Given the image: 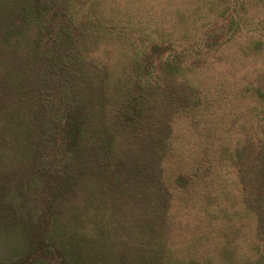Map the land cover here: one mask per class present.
Instances as JSON below:
<instances>
[{"label": "rangeland", "instance_id": "1", "mask_svg": "<svg viewBox=\"0 0 264 264\" xmlns=\"http://www.w3.org/2000/svg\"><path fill=\"white\" fill-rule=\"evenodd\" d=\"M86 1L90 4V0ZM251 2L247 8L248 22L237 40L223 45L212 58L209 54L193 60L199 67L195 75L189 74L185 79L199 89L201 94L197 93L196 98L200 107L190 109L192 115L175 122V155L169 154L164 162L161 160V139L163 121L167 119L165 107L159 105L160 94L151 91L140 97L147 107L143 122L154 123V159L162 161V178L165 176L167 189L157 175L151 178L143 175L146 161L150 159L146 147L149 133L148 127L139 129L138 136L144 141H135L141 155L138 174L129 172L132 151L127 155L121 150L124 147L117 145V150L124 155L125 166L119 165L117 159L107 168H98L94 176L86 175L75 195H67L66 200L57 198L56 207L62 212L60 218L63 221L52 227L48 224L51 218L48 199L52 198L48 192V160L44 158L39 164L40 172L46 171L39 174L29 159L18 162L0 155V264H264V257H239L241 252L237 257H227L221 252L224 225L235 224L236 231L233 230L232 235L235 246L252 234L249 227L238 230V222L222 221L241 190L236 185L234 170L230 177L225 163L213 160L211 168L220 172L217 175L188 188H183L184 183L177 185L176 182L180 154L186 157L185 165L189 168L195 161L192 155L197 151L201 154L208 151L209 156H215V149H210L212 143L219 144L218 152L225 144L233 148L243 137V125L251 129L257 127L259 110L264 103V8L260 5L257 8V0ZM172 3L169 6L171 13L166 12L168 5L163 0H97L94 4V13L87 18L90 36L82 47L84 45L83 56L88 61L84 70L92 80L94 110L103 122L116 118V108L127 98L123 89L128 97L139 95L132 82L135 77L131 76L135 70H132L133 46L129 47L125 41L118 42V31L124 27L123 31L132 33L134 25L144 24L145 36L156 39L155 33L163 34V26L166 37L171 39L173 33L169 30L179 24L175 12L179 6L184 10V7H190L186 4L188 0H172ZM253 3L256 6L251 8ZM195 4H200L199 0ZM187 14L191 15V10ZM98 18L107 22L106 35L93 32ZM136 28L140 30V27ZM148 33H151L149 37ZM173 41L180 46L176 37ZM146 49L142 47V58ZM158 56L159 53H153L154 70L148 76L140 77L143 87L148 82L153 85L158 75L162 82ZM208 57L206 62L204 58ZM140 72H145L144 68ZM248 87L250 89L246 90ZM12 147H6L5 151H11ZM145 152L147 156H144ZM31 177L37 181L31 182ZM221 188H224L223 192ZM7 189L26 196L20 198V204L7 205L9 199L4 196ZM215 215L220 217L217 221L213 220ZM13 224L15 230L6 232ZM224 230L225 234L227 230ZM248 230L250 233L241 232ZM12 238L20 249H11Z\"/></svg>", "mask_w": 264, "mask_h": 264}, {"label": "trees", "instance_id": "2", "mask_svg": "<svg viewBox=\"0 0 264 264\" xmlns=\"http://www.w3.org/2000/svg\"><path fill=\"white\" fill-rule=\"evenodd\" d=\"M96 1L90 0L89 4L86 0H0V155L18 162L29 159L39 174L46 173L40 172L39 164L44 158L48 160V192L52 196L48 199L51 217L48 224L52 227L63 221L60 218L62 212L56 207L57 198L66 200L67 195H75L86 175L94 176L98 168H107L117 159L119 165L125 166L124 155L117 150V145L124 147L121 150L127 155L132 151L129 172L131 175L138 174L141 155L135 141H144L138 136L139 129L148 127L149 133L146 139L149 145L146 147L149 148L150 159L146 161L143 175H148V178L157 175L167 189L165 176L162 178L161 160L164 162L176 150V146L173 149L176 143L175 137L173 140L174 124L181 117L192 115L190 109L200 107L196 98L201 94L199 89L185 79L189 74L195 75L199 67V63L193 60L209 54L212 58L223 45L235 41L248 22L247 8L252 4L251 0H219L218 3L199 0L200 4H195L198 0H188L186 4L190 7H184L185 10L183 6L176 8L174 17L179 18V24L169 30L173 33L171 39L166 37L163 26V34L155 33L156 39L145 36L144 24L134 25L132 33L123 31L124 27L118 31L117 41L133 46L132 70H135L131 76L135 77L132 82L139 95L128 97L127 91L121 89L127 98L116 108V118L105 123L94 110L92 80L88 79L84 70L88 61L83 56L84 45L82 47L90 36L87 33V18L94 13ZM257 1V8L260 5L263 9V0ZM163 2L168 5L166 12L171 13L169 6L173 5L172 0ZM220 2L218 11L214 13ZM255 6L256 3H253L251 8ZM188 10H191V15L187 14ZM106 24L105 19L98 18L93 32L106 35ZM150 29L154 30L151 23ZM174 37L181 42L179 47L175 45ZM138 46L141 48L138 49ZM143 46L147 49L142 58ZM153 53H159L157 64L162 72V82L161 75H158L153 85L148 82L143 87L141 75L148 76L155 68ZM204 59L207 62L209 57ZM143 68L145 72H140ZM151 91L160 94L159 105L165 107L167 116L162 127L163 155L157 161L153 148L156 143L154 123L143 122L147 107L140 101V97ZM262 106L257 127H240L242 132H238L243 137L235 145L231 143L233 148L225 144L218 152L219 144L212 143L210 149H215L216 155L197 151L192 155L195 161L189 168L185 165L184 155L180 154L177 159L176 174L179 176L176 182L177 185L184 183L183 188L220 173L211 168L213 160L225 163L224 168L230 177L235 172L236 185L241 190L222 221L238 222V230L249 227L252 234L235 246L234 236L232 238L235 224L224 225L223 231L226 228L227 232H223L220 242L221 252L227 257H237L240 252L239 257H264V103ZM10 145H13L11 151H5ZM172 155L174 157L175 153ZM189 169L191 172L187 173ZM36 181L31 177V182ZM221 190L223 192L224 188ZM16 193V190L12 193L6 190L7 205L20 204V198L26 196ZM62 206L66 207V204ZM219 218L215 215L213 220ZM12 230H15V224L8 226L6 232L11 233ZM11 241L13 251L20 249L18 243L17 246L14 244L15 239Z\"/></svg>", "mask_w": 264, "mask_h": 264}]
</instances>
